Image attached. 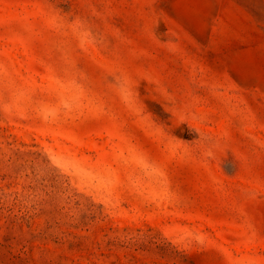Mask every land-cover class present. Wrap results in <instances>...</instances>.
Listing matches in <instances>:
<instances>
[{
  "label": "rangeland",
  "instance_id": "obj_1",
  "mask_svg": "<svg viewBox=\"0 0 264 264\" xmlns=\"http://www.w3.org/2000/svg\"><path fill=\"white\" fill-rule=\"evenodd\" d=\"M0 264H264V0H0Z\"/></svg>",
  "mask_w": 264,
  "mask_h": 264
}]
</instances>
